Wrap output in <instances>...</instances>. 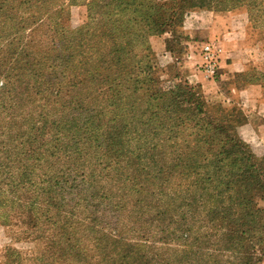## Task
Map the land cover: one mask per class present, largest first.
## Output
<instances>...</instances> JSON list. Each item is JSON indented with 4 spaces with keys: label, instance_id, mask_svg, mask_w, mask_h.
Returning a JSON list of instances; mask_svg holds the SVG:
<instances>
[{
    "label": "trees",
    "instance_id": "16d2710c",
    "mask_svg": "<svg viewBox=\"0 0 264 264\" xmlns=\"http://www.w3.org/2000/svg\"><path fill=\"white\" fill-rule=\"evenodd\" d=\"M64 1L0 0V99L41 92L54 80L74 85L61 106L63 132L77 153L66 162L70 181L65 172L49 174L61 149L40 158L39 146L24 147L38 139L23 147L12 145L9 134L0 141L7 192L17 182L30 186L29 199L12 207L24 210L29 232L44 241L43 264H263L264 157L237 131L244 113L210 102L200 84L175 81L179 74L165 79L150 38H175L190 7L244 8L264 33V0H69L87 5V21L76 29L59 21L69 14ZM43 14L58 38L43 53L28 45L18 51L29 23ZM14 56L15 67L6 63ZM141 89L152 109L142 117V131L114 113L104 119L91 103ZM87 145L95 152L77 157L79 170L73 156ZM102 158L101 171L92 164ZM87 226L95 254L82 240Z\"/></svg>",
    "mask_w": 264,
    "mask_h": 264
},
{
    "label": "rangeland",
    "instance_id": "374dc122",
    "mask_svg": "<svg viewBox=\"0 0 264 264\" xmlns=\"http://www.w3.org/2000/svg\"><path fill=\"white\" fill-rule=\"evenodd\" d=\"M64 2L69 14L59 17L61 24L71 29L83 26L87 21V5L75 4L69 0ZM25 35V40L18 51L28 45L29 51L43 53L49 50L58 38L53 34L50 20L45 14L37 16L35 23H29ZM28 41L29 44H26ZM206 42L211 43L217 51L215 74L208 71L205 54L202 51ZM170 44L174 52L169 51ZM150 45L160 66L166 70L165 79H175L174 76L179 74V79L175 81L186 80L192 85L200 84L203 94L210 102H222L227 107L240 108L246 121L237 128V131L257 157H264V33L252 27L244 8L213 11L190 7L185 10L184 20L175 38L171 33L158 34L150 38ZM15 62L16 56L6 61L14 67ZM81 81H84V76L77 78V83ZM73 88L74 85L54 80L45 82L41 92L32 90L21 96L12 95L0 99V141L6 139L9 134L13 136V140L10 141L12 145L23 147L24 140L38 139L39 142H29L24 147L39 146L36 157L40 158L45 156V153L40 152L49 154L51 149L55 151L57 148L61 149L57 156L53 157L57 159L53 161L54 166L51 165L49 174L65 172L69 176L66 162L72 159L73 153H77L76 150L73 151L76 145L71 142L72 137L63 132L61 106L64 99L72 97ZM145 93L146 90L142 89L138 92L124 93L112 106L110 104L115 101L102 97L91 103L95 104L94 108L97 111L103 112L104 119L114 113L117 114L116 121L125 122L129 128L136 125L142 131L144 130L142 117L150 115L152 110L146 105ZM115 108L117 111H114ZM69 117L79 122V118L71 115ZM77 131L80 135V126ZM79 147L78 155L73 157L76 166L81 170L83 164L77 157L81 154L82 158H92L95 148L90 145ZM99 162L100 164L95 162L96 164L92 165L98 169L106 166L104 158ZM2 169L6 170L4 166ZM12 172H16L15 169ZM5 176L6 174L0 178V264H43L42 259H47L44 241L29 232L24 210L15 212V208L12 207L13 201L29 199L30 186L23 187L24 185L17 182L13 192H7ZM19 177L21 176L17 175V178ZM70 179L69 176L68 181ZM60 187L66 192L73 190L67 186L55 188ZM42 203L43 201L41 205ZM77 214V218H82L78 212ZM100 215L103 216V212ZM102 219L106 220V215ZM86 221L95 224L89 218ZM103 231H109L107 225ZM82 234V240L89 252L95 254L96 247L92 244L94 233L87 226Z\"/></svg>",
    "mask_w": 264,
    "mask_h": 264
},
{
    "label": "built area",
    "instance_id": "2783aa9c",
    "mask_svg": "<svg viewBox=\"0 0 264 264\" xmlns=\"http://www.w3.org/2000/svg\"><path fill=\"white\" fill-rule=\"evenodd\" d=\"M202 51L205 54V60L207 62L208 71L211 74H215L217 70V62H218L217 51L215 50L213 45L209 42L204 43Z\"/></svg>",
    "mask_w": 264,
    "mask_h": 264
}]
</instances>
